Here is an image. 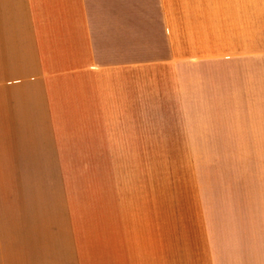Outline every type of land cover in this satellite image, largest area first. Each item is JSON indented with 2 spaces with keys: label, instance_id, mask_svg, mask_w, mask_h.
Instances as JSON below:
<instances>
[{
  "label": "crops",
  "instance_id": "obj_1",
  "mask_svg": "<svg viewBox=\"0 0 264 264\" xmlns=\"http://www.w3.org/2000/svg\"><path fill=\"white\" fill-rule=\"evenodd\" d=\"M219 70L241 91V0H0V264H264V170L149 183L151 114Z\"/></svg>",
  "mask_w": 264,
  "mask_h": 264
},
{
  "label": "rangeland",
  "instance_id": "obj_2",
  "mask_svg": "<svg viewBox=\"0 0 264 264\" xmlns=\"http://www.w3.org/2000/svg\"><path fill=\"white\" fill-rule=\"evenodd\" d=\"M192 79H183L180 106L166 99L171 112L150 116V186L176 188L182 198L197 186L215 185V176L264 170V0H241V91L230 89L220 70ZM12 153L7 145L6 154ZM57 153L38 148L39 159L54 161L35 169H85L78 161L59 162Z\"/></svg>",
  "mask_w": 264,
  "mask_h": 264
}]
</instances>
